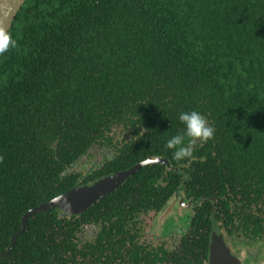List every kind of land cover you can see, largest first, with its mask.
Wrapping results in <instances>:
<instances>
[{
  "label": "trees",
  "instance_id": "obj_1",
  "mask_svg": "<svg viewBox=\"0 0 264 264\" xmlns=\"http://www.w3.org/2000/svg\"><path fill=\"white\" fill-rule=\"evenodd\" d=\"M0 56V252L32 208L147 159L77 216L28 220L0 264H207L213 228L264 239V0H26ZM215 129L193 158L166 148L182 111ZM95 146L97 168L73 166ZM176 192L192 216L173 248L145 218ZM95 228L92 238L86 228Z\"/></svg>",
  "mask_w": 264,
  "mask_h": 264
},
{
  "label": "water",
  "instance_id": "obj_2",
  "mask_svg": "<svg viewBox=\"0 0 264 264\" xmlns=\"http://www.w3.org/2000/svg\"><path fill=\"white\" fill-rule=\"evenodd\" d=\"M25 1L26 0H0V31L6 33L10 30L17 13ZM153 163H164L169 165V161L167 159H147L127 170L114 172L99 178L92 183L76 185L71 190L56 196L50 201L30 209L22 218V228L17 233L12 235L8 248L4 252H0V259L7 257L12 252L17 238L26 229L30 217L40 212H46L52 209H57L66 216L80 215L99 200H102L121 187V185H123L130 176L135 174L141 168ZM175 205H186L179 192L174 194L171 201L159 214L161 223L172 215ZM256 252L257 253L252 254L253 257H256L257 254L260 253L259 250ZM243 260L244 257L236 255L231 251L226 242L225 235L219 232L216 228H213L210 237L207 264H243Z\"/></svg>",
  "mask_w": 264,
  "mask_h": 264
},
{
  "label": "rangeland",
  "instance_id": "obj_3",
  "mask_svg": "<svg viewBox=\"0 0 264 264\" xmlns=\"http://www.w3.org/2000/svg\"><path fill=\"white\" fill-rule=\"evenodd\" d=\"M113 151L110 148L95 146L82 157L72 168V170L86 174L89 170L97 168L102 161L111 157ZM192 216L190 207L174 206V210L169 219L160 222V215L151 214L145 218L146 230L145 236L151 244L157 245L165 242L168 247L172 248L180 237L185 233ZM161 223V224H160ZM85 237L92 238L95 234V228L88 227L84 231ZM229 243V242H228ZM231 251L241 257L247 256L249 251L257 253L260 247H264V242L257 244L255 247H246L244 244L229 243ZM264 257V248H263ZM264 259V258H263Z\"/></svg>",
  "mask_w": 264,
  "mask_h": 264
},
{
  "label": "clouds",
  "instance_id": "obj_4",
  "mask_svg": "<svg viewBox=\"0 0 264 264\" xmlns=\"http://www.w3.org/2000/svg\"><path fill=\"white\" fill-rule=\"evenodd\" d=\"M15 46V40L0 31V56ZM179 121L184 126L183 133L171 136L166 142V148L172 151L173 159L177 162L192 159L196 146L206 143L215 132L207 118L196 110L180 112Z\"/></svg>",
  "mask_w": 264,
  "mask_h": 264
},
{
  "label": "flooded vegetation",
  "instance_id": "obj_5",
  "mask_svg": "<svg viewBox=\"0 0 264 264\" xmlns=\"http://www.w3.org/2000/svg\"><path fill=\"white\" fill-rule=\"evenodd\" d=\"M85 156V155H84ZM83 156V157H84ZM103 162V161H102ZM101 162V163H102ZM180 195L183 197L186 205L185 206H182L180 205L181 207H190L192 209V207L194 206V204L191 202V201H187L185 200L184 196L180 193ZM155 214V213H154ZM151 215V214H150ZM158 215V214H156ZM149 216V215H148ZM147 216V217H148ZM169 219V218H168ZM167 220V219H166ZM190 223V222H189ZM161 224V223H160ZM145 230H146V221H145V225H144V234H143V237L145 239V242L148 243V244H151L149 240H147V237L145 236ZM222 233V232H221ZM228 246H232L231 244L228 243V241L226 240ZM261 242H264V239L260 242H258L257 244L261 243ZM166 244V243H165ZM257 244L253 245V246H249V245H245L246 247H255ZM167 246V244H166ZM168 247V246H167ZM170 248V247H169ZM173 248V247H172ZM263 248L264 247H260L258 250L260 251V253L257 254V256L253 257L252 254L254 253L253 251H249L248 252V256H245L244 257V260H243V264H264V257H263Z\"/></svg>",
  "mask_w": 264,
  "mask_h": 264
}]
</instances>
